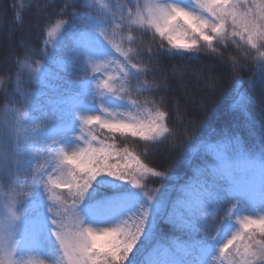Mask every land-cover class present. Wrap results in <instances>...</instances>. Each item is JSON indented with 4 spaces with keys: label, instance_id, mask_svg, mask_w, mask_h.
Returning a JSON list of instances; mask_svg holds the SVG:
<instances>
[{
    "label": "trees",
    "instance_id": "obj_1",
    "mask_svg": "<svg viewBox=\"0 0 264 264\" xmlns=\"http://www.w3.org/2000/svg\"><path fill=\"white\" fill-rule=\"evenodd\" d=\"M166 2L192 7V0H0V120L4 112H9L22 116L27 123L25 162L20 170L22 178L26 179L28 196L36 173L62 158L57 141L69 128L80 127L79 116L89 115L91 107L100 112L105 107L120 110L125 118L129 117L127 102L112 95L97 97V85L105 94H108L104 88L107 83L118 89L119 95L127 93L125 98L129 103L137 100L140 107L132 109L131 115L147 120L155 117L156 109L165 111L164 123L173 135L164 139L168 136L164 133L160 138L163 142L150 152L144 147L146 142L143 140L119 133L113 139L112 133L98 125L84 126L86 133L92 128L98 140L121 149L127 147L154 171L167 170L163 177L146 173L141 180L146 185L145 190L155 192L156 197L150 205L152 219L148 229L133 250L129 264H149V260L152 264H239L246 240L235 242L239 245V252L229 246V250L221 255V246L217 242L211 245L213 239L203 230L175 227L168 222L167 211L180 197L183 186L193 181L196 169L215 165L218 154H224L232 161L246 159L258 166L264 165V47L261 46L264 40L253 34L257 45L253 48L247 43V33L243 39L232 36L229 18L225 24L228 39H214L211 48L200 41L197 47L201 50L198 52L161 49L156 58L150 60L159 36L153 39L154 29L147 24V17L156 4ZM74 7H81L82 12ZM247 7L259 17L264 0H247ZM128 9H132L130 16ZM245 10L238 9L240 12ZM110 17H113L112 23L105 31L111 44L120 51H115V47L112 50L104 41L99 35L101 29L90 27L87 31L90 54L97 58L113 56L103 61L88 60V76H84L79 40L85 21ZM98 26L103 27V23ZM125 54L132 58L126 59ZM96 63H99L100 71L109 74L107 78L100 79ZM153 63L163 66L171 78L168 101L164 105L160 101L165 94L145 90L159 75L151 71L144 73ZM132 64H136L142 73L139 79L124 75ZM234 66L240 68L241 80L236 84L232 80ZM239 92L248 98L244 108L233 107L240 99ZM26 96L30 98L29 103L25 102ZM102 114L107 115V112ZM177 139L182 143L173 151L172 144ZM234 139L239 141L238 146L221 143ZM94 143L98 144V141ZM59 174V169L45 172L44 179ZM233 179L234 184L227 178L213 180L217 211L236 199L234 191H228L230 188L247 191L251 197L250 205L258 210L264 193V175L259 168L238 170ZM42 185H34L31 194L23 197L20 203L19 257L16 255V261L21 264H35L29 257L31 237L42 230L46 217L44 227L60 258L61 250L55 237L49 234L54 230L48 212L53 201L64 225L74 217L67 188L48 192ZM47 196L56 199L48 201ZM109 201L118 203L116 210L100 207ZM147 203L139 188L115 177L101 175L93 182L79 211L89 217L115 213L122 218ZM65 209L69 211L65 212ZM192 219L198 222V213ZM240 229L241 225H237L234 234ZM245 231L255 233L257 240L264 239L258 227ZM211 255L215 262L210 260Z\"/></svg>",
    "mask_w": 264,
    "mask_h": 264
},
{
    "label": "snow or ice",
    "instance_id": "obj_2",
    "mask_svg": "<svg viewBox=\"0 0 264 264\" xmlns=\"http://www.w3.org/2000/svg\"><path fill=\"white\" fill-rule=\"evenodd\" d=\"M76 9L80 13L82 12L81 7ZM238 9L246 10L240 12ZM128 13L130 16L132 9H128ZM121 15H123L122 9ZM229 18H231L233 27L232 36H240L243 39L244 34L247 33V43L251 44L253 48L257 47L253 40V34L264 40V9L257 17L253 9L247 7V0H192L191 8L172 2L155 5L149 10L147 24L154 29L153 39H155L156 35L159 36V43L156 44V50L152 52V56L149 59L156 58L157 53L161 49L198 52L201 50V48L197 47L200 41H203L208 48H211L214 39L226 40L229 38L225 29V24ZM112 19L113 17L107 20L88 18L85 21L79 40L84 76H88L86 67L88 60L103 61L113 56L108 55L104 58H97L91 55L90 43L87 38V31L90 27H95L96 30L101 29L99 35L103 37L104 41L113 50L115 46L111 44L105 31L107 26L112 23ZM99 23H103V27L98 26ZM237 28L242 29V31H237ZM133 43L135 42L133 41ZM261 46L264 47V45ZM115 51L118 52L120 49L115 47ZM212 51L215 52L216 49H212ZM125 55L126 59L132 58L127 56V54ZM137 55H139V52H137ZM148 71L154 74L159 73V75L155 76L153 85L145 90L165 94L160 101L161 105H164L168 101L167 93H169L168 90L171 87V78L163 66L158 67L155 63L150 68L145 69L144 73ZM173 71H175V68H173ZM232 73L233 84H236L241 80L239 66H234ZM141 74L136 64H132L129 71L124 73L125 77L131 75L136 79H139ZM122 87L123 85H121ZM99 88L100 86L97 85V97L102 98L105 95H112L127 102L130 106L126 110L129 112V117L125 118L120 110L105 107L101 108V112H107V118L102 119L101 115L79 116L81 121L79 139L85 146L72 151L70 154L64 153L58 162L53 161L47 169L38 171L33 178V183L28 193L29 196L33 186L42 185L41 182H43L44 190L48 192H53L55 189L62 187L68 190V197L71 199L70 211L77 222L75 231L66 230V225L63 224L60 213L54 204H50L48 207L51 223L54 226L53 235L62 253L57 264H129L133 250L148 229L152 219L150 205L156 197L155 192L145 190L146 185L142 184L141 180L146 173H151L155 177H163L167 171L166 169L159 172L154 171L142 163L140 157L134 155L127 147L121 149L116 147L115 144L106 143L105 140H98V136L93 133L92 128H89L88 132L85 133L84 126L98 125L100 129H105L112 133L113 139L115 134L119 133L121 135H130L134 140L145 141L144 147L149 149V152L153 147L163 142L160 138L163 137L164 133H168L167 137H163L164 139H168L173 135L169 128L165 126V111L156 109L155 117L147 120L139 118V115H131L132 109L140 107L137 100H132L129 103L125 98L127 93L119 95V90L110 87L107 83H105L104 88L107 89L108 94L100 91ZM238 96L240 99L233 104V107L244 108L248 98L242 92H239ZM25 102H30L28 96L25 97ZM146 102L151 103V101ZM94 141H98V146H93ZM53 143L55 144L56 142L54 141ZM181 143L182 141L177 139L172 144V150L176 151ZM221 143L226 146L231 144L238 146L239 141L234 139L222 141ZM65 168L67 169L66 171L63 170ZM257 168L264 175V165L258 166L246 159L232 161L227 159L226 155L218 154L215 165L197 168L193 181L183 186L180 197L177 198L171 209L167 211L168 222L177 228H199L204 231L205 235H209L211 239L215 240L216 236L220 234L223 222L240 214L241 200L235 199L232 202L231 211L227 210V206H222L221 210L217 211V193L213 180L227 178L234 184L233 177L236 171L255 170ZM58 169L60 170L59 175L55 177L49 175L45 181V172H54ZM101 175L115 177L139 188L148 203L140 205L137 211L118 219L115 223L110 224L111 227L103 228L98 233L91 227H81L85 222L79 208L93 182ZM228 191L233 192L235 189L230 188ZM47 199L52 201L56 198L47 196ZM100 207H106L113 211L117 209L118 203L109 201L100 205ZM67 211L69 209H65V212ZM197 213L199 221L193 222L192 217ZM258 214L259 219L252 218ZM19 218L13 216V222L6 226L3 233H0V249H4L6 243L7 247L5 250L10 254L14 252L15 255H18L16 231ZM240 223L241 229L232 234L226 243L221 244L219 253L223 255L226 250H229V246L235 247L237 252H239V245L235 244V242L246 240L244 254L239 264H264V239L257 240L255 239V233L245 231L251 227H258L260 234L264 236V193H262L256 214L244 216ZM9 264H21V262L10 261ZM149 264H152L151 260H149Z\"/></svg>",
    "mask_w": 264,
    "mask_h": 264
},
{
    "label": "rangeland",
    "instance_id": "obj_3",
    "mask_svg": "<svg viewBox=\"0 0 264 264\" xmlns=\"http://www.w3.org/2000/svg\"><path fill=\"white\" fill-rule=\"evenodd\" d=\"M99 63H96V66H98ZM100 69V66H98L100 79L107 78L109 74L100 71ZM89 115H101L102 119L107 118V115L102 114L95 107H91ZM26 124L22 116L9 112H4L0 120V233H3L6 226L13 222V216L19 217L20 203L22 198L27 196L25 192L27 190L25 187L26 179L22 178L20 170L25 162L24 155L26 154L27 147L26 140L24 139L27 133ZM79 133L80 127L77 125L73 126L66 131L65 135L59 141H57L56 146L62 156L64 153L70 154L72 151L85 146L79 139ZM93 146H98V144L93 142ZM234 193L236 199L241 200L240 214L233 216L232 219H226L223 222L220 234L213 240L211 245L217 242L218 246H222L221 244L226 243L227 240L231 238V235L234 234L237 225H241L240 222L243 220L244 216L256 214L258 211L250 205L251 197L247 191L235 190ZM53 203L54 201L52 204ZM226 206L228 211L232 210V202L227 203ZM80 213L84 217L85 222L81 227H91L98 233L103 228L111 227L110 224L120 219L115 213L101 214L95 217H89L85 213ZM252 218L259 219V214ZM47 219L46 217L42 223V230H39L31 237L33 245L29 251V257L35 264H57L60 259L44 227L47 224ZM18 223L19 220L17 221V231ZM76 223L75 218L72 217L65 224L66 230L75 231ZM49 234L54 236L53 231H49ZM56 243L58 244L57 241ZM6 247L7 244L5 243V248L0 249V262H2V264H9L10 261L15 262V253L12 252L10 254L5 250ZM210 260L215 262V258H212V255Z\"/></svg>",
    "mask_w": 264,
    "mask_h": 264
},
{
    "label": "clouds",
    "instance_id": "obj_4",
    "mask_svg": "<svg viewBox=\"0 0 264 264\" xmlns=\"http://www.w3.org/2000/svg\"><path fill=\"white\" fill-rule=\"evenodd\" d=\"M18 256V255H17ZM19 257V256H18ZM0 264H2V262H0Z\"/></svg>",
    "mask_w": 264,
    "mask_h": 264
}]
</instances>
